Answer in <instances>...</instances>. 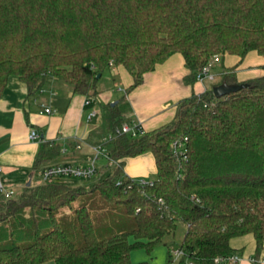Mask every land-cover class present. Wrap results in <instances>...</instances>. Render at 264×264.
<instances>
[{
  "label": "trees",
  "instance_id": "trees-1",
  "mask_svg": "<svg viewBox=\"0 0 264 264\" xmlns=\"http://www.w3.org/2000/svg\"><path fill=\"white\" fill-rule=\"evenodd\" d=\"M250 51L264 57V0H0V95L15 75L28 97L53 79L97 101L98 78L112 67L130 74L128 93L173 53L182 55L192 80L212 55L242 58ZM234 68L222 67L221 83L244 86L219 97L212 88L192 93L176 102L168 123L103 143L109 159H102L116 163L91 188L43 183L24 186L16 199L0 195L1 237L14 210L27 207L51 222L44 232L30 223L20 243V231L11 230L8 244L0 243V264H132L133 249L167 246L178 225L185 230L175 264H225L215 259L238 254L230 240L245 234H252L257 256L264 242V74L238 81ZM127 108L124 96L101 105L99 141L126 122ZM182 137L187 156L180 161L171 143ZM61 148L41 140L32 168L52 163ZM144 152L155 161L152 186L123 172L125 157ZM93 194L106 214L122 206L124 223L102 227L89 206ZM60 210L73 215L79 236L58 223ZM13 218L21 227L31 222ZM172 255L168 250V264Z\"/></svg>",
  "mask_w": 264,
  "mask_h": 264
},
{
  "label": "crops",
  "instance_id": "crops-1",
  "mask_svg": "<svg viewBox=\"0 0 264 264\" xmlns=\"http://www.w3.org/2000/svg\"><path fill=\"white\" fill-rule=\"evenodd\" d=\"M248 53L260 56L255 51ZM246 55L240 58L224 54L213 66L214 78L197 81L188 79L189 70L184 65L182 55L173 53L152 71L145 73L142 82L128 93L124 89L132 83V78L122 66L110 68L106 76H109V82L112 76L116 77V89L123 92L121 96L128 103L124 114L125 123L136 121L144 131H149L172 119L178 100L221 84L222 67L234 66L238 81L263 75L264 57L260 56L261 69H257L259 64L247 61ZM121 96L114 100L111 91L98 94L101 105L117 101ZM85 99L83 95L73 93L69 87L53 79H48L41 89L28 97L25 84L17 76H9L0 95V175L4 186L14 191L11 198L17 191L21 193L28 180L31 186L42 183L39 173L41 166L35 170L32 168L40 140L55 141L62 146L61 153L52 159V163L85 164L91 158L92 147L99 143L97 127L101 105L98 99H90L89 104L85 105ZM44 106L50 107L52 113H44ZM90 111L96 114L87 119ZM32 128L39 134L38 139H29L28 133ZM100 160L98 166L106 164L102 158ZM123 161V170L130 176L156 173L151 152ZM73 180L65 178L53 182L82 185L80 182L73 183ZM230 246L239 250V264H264V242L259 254L255 256L252 234L232 238Z\"/></svg>",
  "mask_w": 264,
  "mask_h": 264
},
{
  "label": "rangeland",
  "instance_id": "rangeland-1",
  "mask_svg": "<svg viewBox=\"0 0 264 264\" xmlns=\"http://www.w3.org/2000/svg\"><path fill=\"white\" fill-rule=\"evenodd\" d=\"M234 56V55H232ZM247 61L252 62L253 64H259L257 65V69H261V63H262V59L260 56H257L254 53H247L246 55ZM108 70H105L104 72H102L101 76L98 78L97 81V87L98 89L101 90L100 93H104L106 94V92L111 91L112 94V98H114V100H116L118 98V96L123 95V92L120 89H116V86L112 85L110 81V79L108 80V77L106 75H108ZM58 83V82H57ZM59 84L63 85V83H61L59 81ZM64 86V85H63ZM66 86V85H65ZM68 87V86H67ZM100 103L102 102L100 97L97 98ZM111 103V102H110ZM97 104V103H96ZM98 128V127H97ZM99 136V133H98ZM100 137V136H99ZM150 152H144L142 154H138L136 156H143V155H147ZM136 156H130V157H125L123 160L127 159V158H133ZM101 160H98L99 164ZM97 162V164H98ZM124 162V161H123ZM114 163L112 162H108L106 164V168H104V170L101 172V174L98 177L92 178V179H82V180H78L74 179L73 183H82V185L86 188L89 189L92 186L95 185V183L103 180L105 177H107L113 170L114 168ZM124 174L132 179H138L140 177H146V178H150L151 176H154L155 173L151 172L150 174H146V175H128L126 173V171H124ZM72 179V178H69ZM50 183H54L53 181H51ZM43 184V181L42 183ZM40 184V185H41ZM73 186H77V185H73ZM20 195V191H17V193L13 196L14 199L18 198ZM94 197L90 198L91 203H89L90 208H92L91 212L92 214L96 217L97 215H101L102 219H100V223H102V227L104 226L105 223H114L117 222V224H122L124 223L123 217L121 216V213L123 210L122 206H119L117 208V210H115L113 213L111 214H106L105 213V208L106 205L102 204L101 202L98 201V196L96 194H93ZM72 205H76V201L73 202ZM122 210V211H121ZM32 213L29 212V209L27 207H25L24 210H14L9 214V218H11L10 223H4L3 229H2V233H4V235H0V243H4V244H8V240L10 239V231L11 230H15V231H20L18 234L17 232L14 234V237L16 236H20L21 235H26V231H28L30 223L33 224L32 222L37 221L40 225H42V227L40 228V232H44L46 230H48L49 228H51V222L49 220V217L46 216H40L39 214H37L36 217H32L33 215H31ZM22 215L24 218H30L31 222L25 221V225H23V227H21L20 223L18 222V220H16V218L13 217H18ZM56 220L58 221L59 224H65V228L70 232V236L72 238H75L76 236H79V232L78 230L76 231V227L74 226V218L73 215L69 214V211L66 212H61L57 211L56 214ZM44 225V226H43ZM185 230V227L183 225H178L177 229L174 233L173 238H171L170 240H168V244L167 246L159 243L156 246H154V248L147 253L146 250L142 249V248H136L133 249L130 252V260L132 262V264H136L138 262H147L148 264H168V259H167V252L168 250H170L171 254L173 253L172 251H175L176 248L178 247L183 232ZM1 232V231H0ZM12 237V235H11ZM13 237V238H14ZM18 238V240L16 242L20 243V240H22L24 237ZM172 262L173 264H175L178 260V257H176V255H172Z\"/></svg>",
  "mask_w": 264,
  "mask_h": 264
},
{
  "label": "built area",
  "instance_id": "built-area-1",
  "mask_svg": "<svg viewBox=\"0 0 264 264\" xmlns=\"http://www.w3.org/2000/svg\"><path fill=\"white\" fill-rule=\"evenodd\" d=\"M219 60H220L219 55H212L209 58L208 62L195 73V80L197 81H202L205 79L212 80L214 78L213 66ZM89 102L90 99L86 98L84 104L87 105L89 104ZM42 111L47 114L52 113V109L48 106H44ZM95 114L96 113L94 111H90L87 114V119H91L92 117L95 116ZM143 131L144 130L141 128L140 124L136 121H130L128 123H124L121 125V127H116L112 131H109L103 137L102 141H99L98 144L92 147L93 155L85 164H69L63 162H53L49 164H44L41 166L39 170L41 179L43 183H50L51 181L57 179H65V178H72L77 180L90 179L96 173V169L98 167L97 164L98 160H100L101 158L109 159L108 154L103 147V143L117 136H120L121 134L135 135L136 133L141 134L143 133ZM28 137L29 139H38L39 134L32 128L29 130ZM186 141L187 138L182 137L174 140L171 143L172 155L176 159H179L180 161L185 160L187 156ZM109 162H112L114 164L116 163L113 160H109ZM0 172H1V168H0ZM134 180L141 186H152L155 183L153 178L140 177ZM13 194H14L13 190L6 188L4 186L2 177L0 175V195H3L5 198H11ZM159 201L162 202L161 199H159ZM172 252H173L172 254L173 255L175 254L176 257H178L181 254V251L178 249ZM215 261L218 263H225V264H239L240 255L237 253H232L227 256L217 257ZM188 264H192V263L189 262Z\"/></svg>",
  "mask_w": 264,
  "mask_h": 264
},
{
  "label": "water",
  "instance_id": "water-1",
  "mask_svg": "<svg viewBox=\"0 0 264 264\" xmlns=\"http://www.w3.org/2000/svg\"><path fill=\"white\" fill-rule=\"evenodd\" d=\"M96 77H99V74H97ZM242 86H244V84L230 86V85H227L225 83H221L217 86H214L212 88V91H213V94L215 95V97H219V96H222V95L229 93L230 91H234V90H236ZM115 102L116 101H112L110 104L113 105ZM26 184L28 186L30 184V180H28Z\"/></svg>",
  "mask_w": 264,
  "mask_h": 264
}]
</instances>
